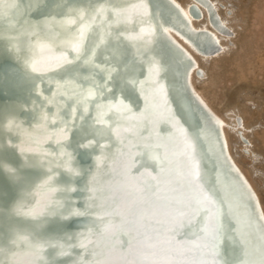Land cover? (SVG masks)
<instances>
[{
    "label": "water",
    "instance_id": "1",
    "mask_svg": "<svg viewBox=\"0 0 264 264\" xmlns=\"http://www.w3.org/2000/svg\"><path fill=\"white\" fill-rule=\"evenodd\" d=\"M82 1L88 6L81 7L75 0H41L40 5H29L25 0H0V30L5 32L0 40L7 45L13 60L22 65L25 77L33 82V100L26 111L38 117L36 124H27L25 118L10 119L3 127L7 138L2 150L20 162L27 160L31 167L26 169L41 167L44 171L42 179L26 193L19 212L21 216L15 217L6 211L8 218L3 219L7 226L0 231L4 233L8 242L5 247L9 251L0 254V264H51V252H56V263L81 256L77 264H85L81 261L84 256L91 260L88 264H112L109 262L111 251L122 250L124 255L128 254L126 245L132 238L127 226L130 217L125 214L126 208L119 210L124 201L120 191L130 194L135 189L131 180L124 177L126 168L117 166V161L126 155L125 138H133L129 133L130 127L126 126L138 120L144 122L143 117L146 116L135 118V113L139 115V111L154 106L150 90L145 92L142 88L150 86L159 75L160 79L167 80L170 112L158 100L155 106L159 109L165 107L168 112L165 116H174L183 125L200 160L201 172L194 170L191 177L205 176L208 188L212 187V194L220 204L222 223L217 232L222 260L227 236L226 222L233 220L240 231L247 233L250 244L257 248L259 260L264 264V218L258 200L233 167L220 127L191 88L190 74L186 72L190 58L162 33H148L147 41L142 40V35L131 36L128 32L131 21L126 15H123L124 20L119 18L113 22L114 12L129 7L135 0H101L97 4L92 3L94 0ZM119 1L124 2L121 8L117 7ZM139 1L151 3L156 18L181 21L180 15L167 0ZM61 7L68 9L62 26L55 12L52 22L44 25L26 16L31 12L35 17H44V9L57 10ZM114 24H123L127 32L121 35L111 33L109 28ZM103 25L107 32L101 31ZM119 29L123 32L121 27ZM96 31L99 36L95 41L92 36ZM60 32L73 37L71 46L78 44L72 48L71 59L64 54L60 61H55L58 59L50 56L60 53L64 47H59L60 42L52 35ZM26 52L31 54V58L24 64L22 61ZM95 56L100 60H95ZM43 58L59 63L50 67L43 63ZM106 62L112 66V79L109 80L118 84L120 81L133 84L130 85L132 99L140 101L139 110H136L138 103L135 106L129 98L118 94L117 87L105 89L103 95L99 93L96 79L91 76L98 71L93 63L104 67ZM91 65L95 72L89 67ZM139 71L143 75L138 82L134 77ZM73 75L88 78L81 83L72 78ZM111 96L115 98L108 100L109 104L103 107L97 105L101 97L109 99ZM133 113L135 116L131 115ZM173 123L160 119L155 128L163 137L168 132H174ZM79 135H82L81 139ZM139 152L137 159H149L157 155L158 149L155 144H140L132 155ZM82 159L90 163V172L86 176L78 166ZM16 168L20 171L19 167ZM0 169L2 175L7 176ZM120 170L123 172L119 175ZM102 175L106 180L100 183L98 179ZM48 176L55 177L52 186L57 188H48L51 180L44 181ZM133 203V199H127L128 210H134L136 204L133 206ZM11 206L9 203L3 205L5 210ZM52 211H56V215H49ZM76 219L93 221V228L76 233L77 237L44 238L43 233L51 223H70ZM15 223L26 225L20 228L25 238L12 245L7 240V234L9 225ZM41 246L44 259L38 256ZM256 262L260 264L257 259ZM223 263L226 264L225 261Z\"/></svg>",
    "mask_w": 264,
    "mask_h": 264
},
{
    "label": "bare ground",
    "instance_id": "2",
    "mask_svg": "<svg viewBox=\"0 0 264 264\" xmlns=\"http://www.w3.org/2000/svg\"><path fill=\"white\" fill-rule=\"evenodd\" d=\"M167 1L178 12L181 21L169 18H156L152 11L151 3L148 1L140 2L139 0H135V2L127 8L114 12L116 15L114 14V20H112L113 22L119 18L124 20L123 15H126L128 16V21H131V27L128 31L131 36L139 37L142 35V37L144 36L142 40L147 41L148 33H162V35H165L180 47L188 59L190 58V65L186 72L190 74V83L194 94L210 112L212 119L215 121L216 125L220 127L221 132L225 133L226 129L230 128L228 123L213 111L206 99L193 86V75L199 73L201 68L200 63L195 58L194 54L205 61L221 55L225 51V47L221 41L219 46L216 45V39H219V36L214 30L210 29L207 18H205L206 16L194 19V16L197 13L196 8L200 6L202 0H183L185 6L180 5L178 0ZM25 2L29 3V5H40L41 0H25ZM75 2L81 7L88 6V4L84 3L82 0H75ZM99 2H101V0H94L92 3L97 4ZM123 3L124 2L122 1L117 2V7L121 8ZM54 12L59 16L62 26V21L68 13L66 7H61L57 10L46 8L42 14L44 17H39L38 15L35 17L31 12H28L26 16L27 18L37 19L39 25H44L52 22V15ZM117 13L123 14H121V16ZM224 21L225 20L220 17L221 26L225 25ZM120 25L121 24H114V26H111V28H109L112 30L111 33L118 35L125 34L127 31L124 29V25ZM171 26H176L180 28V30L185 31L187 37L184 35V37H181L175 34ZM101 27V31H108L104 25ZM119 27L123 29V32ZM4 33L3 29L0 30V37ZM94 34L92 40L96 41L99 34L97 31ZM52 36L56 38L58 43L60 42L59 47H64V49L63 51H59L60 53H53L50 58L55 57L58 59L55 61H60L63 58V55L67 54L68 59H71L73 57L71 56V53L74 52L72 48L77 47L78 43H74V45L71 46L70 42H72L73 37L68 33H53ZM230 38L231 35L229 33L226 41H229ZM205 44L211 46L209 50H202L201 46ZM23 58L24 61L22 62L24 64L28 63L31 54L26 52ZM94 58L97 61L100 60V57L98 58L95 56ZM42 61L45 65H50V67L57 65L54 63H59L46 58H43ZM93 65L94 67H97L98 71L91 76L96 79L98 84L97 90H99L101 95H103L105 89L111 90L110 87L113 89L114 87H117L118 94L129 98V102L133 103L135 106L138 103L136 110L140 109V101L132 99L133 93L130 90V85L133 86L132 83L126 84L125 82L120 81L118 84L116 81L109 80V78L112 77V66L109 65V62H106V66L104 67H98L96 66V63H93ZM89 67L91 70L95 69L92 65ZM22 68L21 64H17L13 60L11 53L8 51L7 45L0 40V164H10L19 167L20 172L24 174L27 181L20 186L25 190L22 195L19 188L12 186L8 181L7 176L2 175L3 173L0 169V201L3 205L8 203L9 205H13L20 198L25 201L26 193L44 176V171L41 167L37 169H26L22 167L24 165L23 162H20V160L10 155V153L2 150L3 143L7 138L3 127H5L10 119L25 118L27 124L38 122L37 115H31L26 111V108L33 100V82L25 77ZM142 75V71H139L134 78H137L139 82ZM126 76L127 74L125 77ZM83 77V75H73L72 78L82 83L88 78ZM149 85L151 87L145 85L142 90L145 92L150 90V97L152 98L154 106H152L153 108L151 109L149 107L148 110L145 108L143 111H139V115L138 113H135L137 114L136 116L134 113L131 114L132 116H135V118H140L141 116L146 117H143L144 122L140 123L138 120L134 124L130 122L129 125L126 126L130 127L129 129L131 131H128L133 135V138L126 137L127 134L126 136L124 135V138L126 137L124 140V143L126 142V155L125 157H120L117 161V166L126 168L124 177H126L127 180H131L133 183L132 187L135 189V191L133 190L135 193L131 192L130 194L129 192L125 193L124 191H120L123 195L124 201L119 206V210L126 208L125 214L130 217L127 221V226L131 232L132 238L126 245L128 254L124 255L122 250H113L110 253L109 262L112 264H224L223 262L225 261L226 264H256L257 259L261 264L259 254L256 250L257 248L253 246L254 244H250L249 237L246 235L247 233L243 230L240 231L233 220L230 222L227 220L226 222L227 236L226 245L222 251L224 260H222L220 256L219 233L217 232L218 229H221L220 223H222V218L220 219V204L212 194V187L208 188L205 176L202 177L201 175L197 178L191 177V173H193L194 170H196V172L197 170L201 172L200 160L193 148L190 137L185 133L183 125L177 122V119L174 116L173 118L165 116L170 112L169 105H171L167 96L168 87L166 78L160 79L159 75V77L155 79V82L150 83ZM90 86L88 89H90ZM114 98L115 97L113 96L109 99L101 97L102 100L99 101V104L97 105L103 107L106 104H109L108 100ZM157 100L160 104L162 102V104L165 105L168 112H166L165 107H160V109L159 107L156 108L155 105L158 103ZM160 119L174 122V125H172L174 132H172V134L168 132V135H163V137L160 136L158 129L155 128V125ZM116 121L118 122V120ZM242 124L243 128H240L239 130L245 129L244 121ZM140 125L143 128H141ZM32 126H30V128ZM146 133H148V135H145ZM81 136L82 135H79V139L82 138ZM130 143L132 146H130ZM140 144H155V147L158 149V152H156L157 155H154L149 159H137L140 152L132 155V151L140 147ZM163 147L164 150L162 149ZM228 152L227 154L233 167L242 176L253 194L256 196L264 218V212L258 195ZM78 166L84 176L90 172V163L88 160L82 159V161L78 163ZM120 171L119 175L123 172L122 170ZM104 179L106 180V177L102 175L98 181L103 183ZM129 198L133 199V206L136 204L134 210L133 208H130V210L127 209L126 204L127 199L129 200ZM217 220H219V225ZM93 225V221L87 219H76L70 223L55 221L48 225L43 236L44 238L49 239L56 237L64 238L66 235L75 237L80 231L92 229ZM6 226L7 224L5 220L0 219V228L5 229ZM9 226L10 228L18 230H22L20 228L26 227V225L20 223H15ZM235 230L237 231V234L235 233ZM2 243L4 246H8V242H6L5 239ZM55 254L53 252L49 253V256L51 257L50 259H52L51 264H77V262H80L79 258L81 256L74 259L61 260L56 263ZM81 261L88 264L91 260L88 257L83 256Z\"/></svg>",
    "mask_w": 264,
    "mask_h": 264
},
{
    "label": "rangeland",
    "instance_id": "3",
    "mask_svg": "<svg viewBox=\"0 0 264 264\" xmlns=\"http://www.w3.org/2000/svg\"><path fill=\"white\" fill-rule=\"evenodd\" d=\"M178 3L185 6L183 0ZM200 3L194 19L206 16L219 36L216 45L221 41L225 51L205 61L194 54L201 68L200 74L193 75V86L230 126L223 132L227 152L254 188L264 212V0ZM171 28L178 36H186L180 28ZM201 47L209 50L211 46ZM243 121L245 129L239 130Z\"/></svg>",
    "mask_w": 264,
    "mask_h": 264
},
{
    "label": "clouds",
    "instance_id": "4",
    "mask_svg": "<svg viewBox=\"0 0 264 264\" xmlns=\"http://www.w3.org/2000/svg\"><path fill=\"white\" fill-rule=\"evenodd\" d=\"M22 167L24 168L31 167V164L27 162L26 160ZM0 168H2L4 173L7 174V179L10 182V184L14 187L19 188L21 194L23 195L25 190L20 186L23 183L27 182L24 174L18 171L16 167L10 164H0ZM54 179H55L54 176H48L47 179L44 180V181L51 180V183L48 185V188H57V187L52 186V182ZM23 205H24V200L20 198L11 206L9 210H5L2 202H0V219L6 218V217L8 218V215H6V211L8 214L12 216L20 217L21 214H19V212L21 211ZM58 209L59 208H56V210ZM49 215H56V211L49 212ZM23 238H25V235L22 232H20V230L15 229V228L8 229L7 240H9V242L12 245H15L18 242V240L23 239ZM3 240H4V233L0 232V254L6 253L9 251V249L5 247L4 244L2 243ZM62 251H65V250H62ZM38 256L40 257V259H44L43 246H41Z\"/></svg>",
    "mask_w": 264,
    "mask_h": 264
}]
</instances>
